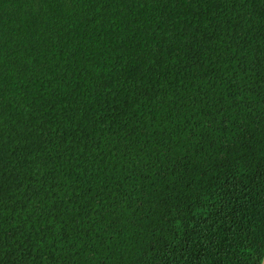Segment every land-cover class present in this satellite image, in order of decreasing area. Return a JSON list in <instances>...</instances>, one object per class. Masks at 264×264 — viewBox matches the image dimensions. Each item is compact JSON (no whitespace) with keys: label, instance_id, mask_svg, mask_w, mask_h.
<instances>
[{"label":"trees","instance_id":"obj_1","mask_svg":"<svg viewBox=\"0 0 264 264\" xmlns=\"http://www.w3.org/2000/svg\"><path fill=\"white\" fill-rule=\"evenodd\" d=\"M264 0H0V264H261Z\"/></svg>","mask_w":264,"mask_h":264},{"label":"water","instance_id":"obj_2","mask_svg":"<svg viewBox=\"0 0 264 264\" xmlns=\"http://www.w3.org/2000/svg\"><path fill=\"white\" fill-rule=\"evenodd\" d=\"M261 264H264V259H263V261H262V263Z\"/></svg>","mask_w":264,"mask_h":264}]
</instances>
